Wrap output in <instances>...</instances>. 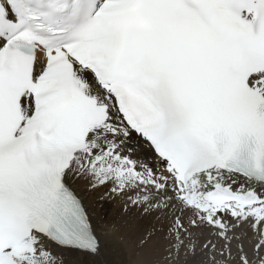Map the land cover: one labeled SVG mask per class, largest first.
<instances>
[{
	"label": "snow or ice",
	"instance_id": "6c2138e0",
	"mask_svg": "<svg viewBox=\"0 0 264 264\" xmlns=\"http://www.w3.org/2000/svg\"><path fill=\"white\" fill-rule=\"evenodd\" d=\"M81 182L147 264H264V0H0V264L103 253Z\"/></svg>",
	"mask_w": 264,
	"mask_h": 264
},
{
	"label": "bare ground",
	"instance_id": "6f19581e",
	"mask_svg": "<svg viewBox=\"0 0 264 264\" xmlns=\"http://www.w3.org/2000/svg\"><path fill=\"white\" fill-rule=\"evenodd\" d=\"M103 189L92 192L84 182L77 185L81 197H86L84 202L103 240V253L99 257L65 253V264H147L155 241H149L143 247L139 241L156 223L155 220L145 217L135 208H128V214L123 213L125 198L109 195ZM85 192H92L93 195ZM188 261L189 264H198L191 257Z\"/></svg>",
	"mask_w": 264,
	"mask_h": 264
},
{
	"label": "rangeland",
	"instance_id": "374dc122",
	"mask_svg": "<svg viewBox=\"0 0 264 264\" xmlns=\"http://www.w3.org/2000/svg\"><path fill=\"white\" fill-rule=\"evenodd\" d=\"M103 190L106 191L105 193H107V194H109V195H112V194L108 191V189L104 188ZM92 192H93V191H92ZM92 192H85V193L89 194V196H92V195H93ZM82 198H83V200H84L86 197L82 196ZM123 211H124V209L122 210V212H123ZM128 211H130V210H126V209H125V211H124L123 213L128 214ZM120 212H121V210H120Z\"/></svg>",
	"mask_w": 264,
	"mask_h": 264
}]
</instances>
